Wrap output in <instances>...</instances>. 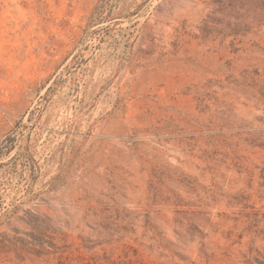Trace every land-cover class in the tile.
I'll return each mask as SVG.
<instances>
[{
  "label": "rangeland",
  "instance_id": "1",
  "mask_svg": "<svg viewBox=\"0 0 264 264\" xmlns=\"http://www.w3.org/2000/svg\"><path fill=\"white\" fill-rule=\"evenodd\" d=\"M0 264H264V0H0Z\"/></svg>",
  "mask_w": 264,
  "mask_h": 264
}]
</instances>
